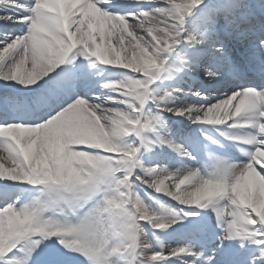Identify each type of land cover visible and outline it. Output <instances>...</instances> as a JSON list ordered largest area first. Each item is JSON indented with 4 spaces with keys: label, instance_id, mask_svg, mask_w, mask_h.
Returning <instances> with one entry per match:
<instances>
[{
    "label": "snow or ice",
    "instance_id": "obj_1",
    "mask_svg": "<svg viewBox=\"0 0 264 264\" xmlns=\"http://www.w3.org/2000/svg\"><path fill=\"white\" fill-rule=\"evenodd\" d=\"M0 264H264V0H0Z\"/></svg>",
    "mask_w": 264,
    "mask_h": 264
}]
</instances>
